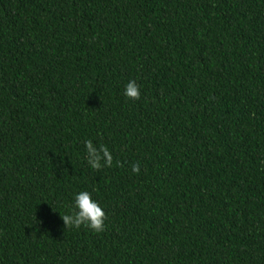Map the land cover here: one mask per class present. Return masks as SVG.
<instances>
[{
  "label": "trees",
  "instance_id": "trees-1",
  "mask_svg": "<svg viewBox=\"0 0 264 264\" xmlns=\"http://www.w3.org/2000/svg\"><path fill=\"white\" fill-rule=\"evenodd\" d=\"M0 264H264V0H0Z\"/></svg>",
  "mask_w": 264,
  "mask_h": 264
},
{
  "label": "clouds",
  "instance_id": "clouds-1",
  "mask_svg": "<svg viewBox=\"0 0 264 264\" xmlns=\"http://www.w3.org/2000/svg\"><path fill=\"white\" fill-rule=\"evenodd\" d=\"M124 95L129 99H140L139 86L134 80L127 83ZM85 144L88 163L93 169L99 170L102 167L101 161H104V166L110 167L112 165L113 156L106 145L101 144L97 148L90 139L86 140ZM132 171L137 174L140 172L138 163L132 165ZM61 217L66 228L75 227L79 229L84 226L99 233L104 230L106 213L99 202L93 200L88 191H80L75 195L74 207L70 214H63Z\"/></svg>",
  "mask_w": 264,
  "mask_h": 264
}]
</instances>
